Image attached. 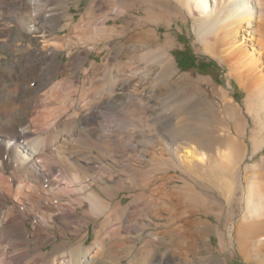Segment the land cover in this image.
<instances>
[{"label":"rangeland","instance_id":"rangeland-1","mask_svg":"<svg viewBox=\"0 0 264 264\" xmlns=\"http://www.w3.org/2000/svg\"><path fill=\"white\" fill-rule=\"evenodd\" d=\"M8 1L11 0L3 1L4 6ZM114 1L39 0L36 7H28L27 0L13 1L16 5L25 4L28 12H34L35 9L39 13L53 12L52 14L61 16L57 20L47 21L37 31H30L23 25L19 27L15 22L12 24L13 18L7 19L4 16L6 14L0 11V17L7 19L4 21L9 24L4 23L7 27L4 29L3 24L0 29V46L5 40L2 44L5 47L10 43L14 44L7 47L10 48L8 51L0 53V111L5 103L7 106L4 110H10L11 104L21 108L22 111L16 117L17 129H27L28 124V129L32 132L30 140L46 141L44 144L50 146L44 153L49 160L46 162L62 166L65 170L64 173L57 171L53 175L49 173L51 169L41 162L45 168L44 175L35 174L31 177L33 180L30 179L28 190L25 189L21 196L22 207H19V202L14 201L13 197L8 203L17 213H24L27 239L31 242L29 252H34V243L40 244L46 254L57 248L61 255L58 263L72 264L63 253L81 244L84 238L87 254L81 264H101L104 261L111 264L120 259L119 264H164V260L171 255L170 252H165L157 245L145 246V241L149 238L157 240L156 234L170 226L171 216L178 218L176 226L184 224L176 213L188 210L187 214L191 215L193 211L203 208L209 215L202 216L201 220L207 218L205 222L212 226V231L204 239L196 240L197 250L188 252L183 257L190 259V264H211L206 257L207 249L219 264H249L239 255L235 238L227 237L228 226L238 222L242 216L243 203L240 190L235 191V199L231 204L224 201L220 189L224 184L221 183V169L212 164V167L206 165L205 169L187 168L181 172L171 166L167 167L171 180H168L166 188L171 191L173 198L167 207H163L161 201L154 202L155 205L152 206L150 199L156 198L154 190L159 181L152 174V164L155 163L150 161L149 165V156H144L153 153L158 161L163 162L173 152V148H168L171 146L169 143L186 140L191 134L189 125L195 123L199 132L197 134L204 141H210L211 145L207 151L198 149V152H203L207 157L212 156L213 163H220L225 162L223 152L231 148L230 153L235 154L233 157H239V160L236 158V167L242 169L241 175L253 176L256 172L264 174V147L254 155L251 151L253 136L258 134L264 137V133L259 134L260 127L254 113L247 111L246 85L233 78L227 63L210 56L202 49L194 32L197 23L178 8L177 0H118L115 6ZM119 4H125V12L118 16L115 7ZM91 12H99L100 17L88 20ZM104 15L106 18L103 20L101 16ZM105 22L109 29L119 32L118 35L114 32L109 38L103 36L98 42L93 40L98 38L96 32L99 30L96 29L103 28ZM158 24L161 25L160 30H157L159 39L153 42L151 35ZM83 30L86 35L89 31L90 34L84 36ZM143 33L145 38L150 37L148 47H142ZM4 35L5 38H2ZM88 36L93 37L92 40V37L89 39L90 42ZM35 47L46 52L55 50L60 67L57 75L41 79L44 84H41L36 93H32L37 80L32 75L29 76V73H24V70L32 68V72L37 64L31 63L32 60L28 57ZM118 53L121 55L117 59ZM165 55L170 57L175 71L170 78L169 73L162 74L165 68L162 57ZM40 68L43 69L44 66H38L37 70ZM4 70L7 71L3 72ZM4 110L2 114L7 113ZM90 110L95 111V118L89 119ZM52 117L57 118L53 120ZM28 118L30 119L27 120ZM39 120L41 122L37 124ZM151 133L156 135L153 137ZM239 133L240 137H237ZM228 135L238 138V144H232L233 141L227 139ZM79 140L81 142L78 143ZM19 144L23 146L22 141ZM133 146L137 147L136 150ZM158 155L165 158L162 160ZM35 163L38 165V162ZM74 172H77V177ZM155 174L160 177L165 173L160 171ZM16 184H12V190L16 188ZM184 187L189 192H185ZM92 191L103 197L105 205L108 203L109 206L97 217L89 210L87 195ZM182 191L186 196L180 194ZM147 195L151 196L149 202L145 200ZM32 196L39 197L42 205L38 207ZM191 199L195 200L192 202ZM119 200L122 206L116 205ZM174 211L175 214L172 213ZM183 226L184 230L186 227ZM16 242L18 243L15 240L9 242L5 255L0 257V263L6 259L9 264H17L19 252L14 250L18 248L15 247ZM122 243L123 249L126 246L129 249L126 254L117 253L119 248H115ZM103 245L105 248L98 254L99 247ZM147 249L149 252L144 253ZM47 262L48 257L44 256L37 263L29 261V264H48ZM173 263L184 264L179 258Z\"/></svg>","mask_w":264,"mask_h":264},{"label":"bare ground","instance_id":"bare-ground-1","mask_svg":"<svg viewBox=\"0 0 264 264\" xmlns=\"http://www.w3.org/2000/svg\"><path fill=\"white\" fill-rule=\"evenodd\" d=\"M3 1L4 0H0V11H2L4 14H6L4 16H6V18L9 20L11 18H13L11 20L12 24H13V22H15L19 27L22 25L25 27L27 26L30 31H34L36 29H41L43 27V25H45L47 23V21L57 20L58 18L61 17L60 15L52 14L53 12L52 13H50V12H44L43 13L41 11L39 13L38 11L36 12L35 9H34V12H30V11L28 12V11H26L27 9L24 7L25 4L16 5L17 3L15 4V2H13L15 0L8 1L9 3L5 2V4H7V5L4 6ZM116 1H118V0L114 1V3H113L114 6H115ZM38 2H39V0H27L26 4L29 5L28 7H30V5L32 7V6L39 4ZM124 6H125V4H124ZM124 6L123 5L121 6L119 4L118 7H115L116 15L119 16L120 14L122 15L125 12ZM177 6L185 14L192 17L194 19V22L197 23V26H196L197 28L195 29L194 32H195L199 42L202 45V49L206 53H208L210 56L217 58L222 62L227 63L233 78L235 77L237 80L241 81L240 82L241 84L246 85L245 91L247 93V96L245 99V101H246L245 105H246L247 111L249 113H254V116L257 119V122H258L259 127H260V130H259L260 132L257 130L259 132V134L264 133V0H177ZM31 10H32V8H31ZM101 17L104 20L106 18V15L101 16ZM69 19H70V17H69ZM87 19L93 21V18H91V17L90 18L88 17ZM4 20L5 19L3 18V16L0 17V29L3 28L2 25L6 21V20L5 21ZM58 22H59V20H58ZM5 24L3 25L4 29H5L6 25H9V24L5 25ZM49 24H50V22H49ZM88 24L89 23H87V25ZM103 26H104L103 28H99V29L97 28L96 29V31L99 30L98 32H96L97 33L96 35L98 36V38L93 39L92 36H88L89 37L88 41L92 37L91 40L93 39V40H96L98 42L99 40L103 39L105 36H108V38H109V36H111V34L114 32H116L118 35L119 32L114 31L113 29H109L106 26V22L103 24ZM97 27H100V26H97ZM14 28H16V27H14ZM160 28H161V25L158 24L157 29L154 30V34L151 35V41L154 42V41H156V39H159V34L157 33V30H160ZM4 29H3V32H4ZM7 29L9 30L10 28L8 27ZM87 29H89V28H87ZM77 31H79L78 28H77ZM10 32H12V31H10ZM81 33H82V31H81ZM85 33L86 32L84 31L83 32L84 36L86 35ZM9 34H8V37H9ZM89 34H90V31H89ZM89 34H87V35H89ZM91 34H93V29H92ZM16 36L17 35H15V37ZM142 37H143L142 38V47H145V46L148 47L147 45L150 43V37H149V39H148V37L145 38V34ZM2 38H5V35ZM85 38H87V37H84V39ZM108 38L106 37L107 40H108ZM3 41H4V39H2V42ZM72 41H73V39H72ZM4 42L2 44H4ZM74 43H75V41H74ZM82 43H83V41H82ZM2 44L0 46V53L4 52V51H8L10 48H7V47L12 45V43H10L9 46L7 45L5 47ZM5 44H7V43H5ZM8 44H9V42H8ZM92 44H93V42H92ZM159 53H161V52L159 51ZM24 54H26V53H24ZM156 54H158V53H156ZM120 55L121 54H119V53L117 54V59L119 58ZM166 55H167V52H166ZM166 55L164 57L161 56L163 58V60H165V68L163 69L164 71L162 72V74L166 75L169 73V78H170L172 75H174L175 71L172 67V63H171L172 61H171L170 57H168ZM28 57L30 60H32L31 63H33V62L37 63L34 66L35 68H33L32 72H30L31 71L30 69H32V68H30L29 71L24 70V73L25 72L29 73L28 74L29 76L32 75V77H34V79L36 78V80H37L36 84L37 85L35 87H33V91H32V93L33 92L36 93L38 88L43 83V81H41V79L48 78L51 75H57L59 73L60 62H59V60L56 59V51L55 50H52L50 52H46V51H40V49H37L36 47L31 52V54L28 55ZM26 59H24V60H26ZM0 63H1V61H0ZM48 63H50V64H48ZM38 66H44V68L43 69L40 68V70L38 71L37 70ZM6 71L4 70L3 72H6ZM145 71H146V69H145ZM0 74H1V72H0ZM1 78H2V76H1ZM166 78H168V77H166ZM3 79H5V78H3ZM140 83H141V81H140ZM27 87H29V86H27ZM169 87H171V86H169ZM15 90H17V89H15ZM28 91L29 90H27V92ZM0 92H2V91H0ZM140 93H142V91H140ZM35 95H37V94H35ZM3 96H4V94H3ZM32 97L34 98L33 95H32ZM35 98H38V97H35ZM25 103H27V102H25ZM5 106H7L6 103L4 105V108H5ZM11 106L12 107H10V110L5 109L7 113L2 114V111L4 110V108H3V110L0 111V257L5 255L4 253H5L6 249H8V247H9V242L12 240H15V241H18V243L16 242L17 244L15 246L18 248L14 249V250H16L17 253L19 252L17 264H29V261H35L37 263L44 256L48 257V262H47L48 264H50L51 262H55V261L57 262V264H59L58 259H60L59 256L61 257V255H60V252L57 251V248H55L50 254L49 253L46 254L43 251V248H42V246H40V244L34 243V252L33 253L29 252L31 242L27 239L28 234H27V230H26V223H25L26 219L24 218V213H22V212L17 213L15 208L10 207L8 205V203H9L10 199L13 197V198H15L14 201L17 200V202H19L18 203L20 205L19 207H22L21 196H22L24 190L25 189L28 190L27 188L30 186L31 180H33V179H31V177H33V175H35V174H38V176L44 175V173H43L44 172V170H43L44 166L49 167V169H51V171L49 170L50 171L49 173L53 174V175L55 173H57V171L58 172L63 171V173H64L65 170L62 169V166H59V165L53 166V165L49 164V162H46L49 160H48L47 155L44 153L47 152V149H49L50 146L48 147L47 145L44 144V143H46V141L40 142L36 139L30 140V137L32 136V132L28 129V127H29L28 124H27L28 130L27 129L20 130L22 127L20 129H17L16 119H18V118H16V117H17L18 113L20 112L21 108H16L17 106L13 107V104H11ZM27 106L28 105H26V107ZM73 111H74V109H73ZM35 112L33 114H36ZM90 112H91V110H90ZM112 112H114V111H112ZM26 114H28V113H26ZM33 114H32V117H33ZM37 114H39V112H37ZM58 115H60V114H58ZM91 117L92 118L96 117L95 111L91 112V114L89 115V119ZM56 118L52 117L51 119L55 120ZM29 119L30 118H28L27 120H29ZM20 121H19V123H21ZM46 121H49V120H46ZM50 121H52V120H50ZM40 122L41 121L39 120V123H37V124H40ZM59 122H61V121H59ZM130 123H131V121H130ZM143 123H144V121H143ZM29 124H31V123H29ZM132 124H133V121H132ZM53 125L51 127L54 128ZM196 126H197V124H195V123H193V125L192 124L189 125V129L191 131V134L188 135L186 140H184L182 142H180L181 140L177 141L180 143H177L174 141L172 142L170 140L171 142L169 144L171 146H169V147L167 146V147L169 149L173 148V152L171 154H168L169 156L166 159H164L165 157L163 158L162 155H158V156H160L161 159L162 158L164 159V160L162 159L163 162L158 161L156 159L155 154L147 153V151H146L147 154H144V156L145 155L149 156V159H148L149 165H150V161L152 163H155V164H152L154 167H153V170L152 169L151 170H152V174L154 173V175H153L154 179L158 180L159 182H158L157 186L155 185V187H156V188L154 187L155 190L153 188L156 198L153 197L154 198V200H153V199L149 198L150 195H147L145 200H148V202H149V199H150L152 201V204H151L152 206H153L154 202H158V201L162 202L163 207L168 206V202L170 201L171 198H173L171 191L166 188V184L168 183V180L169 179L171 180L170 176L168 175L169 170L167 169V167H169V166H171L172 168H174L176 170L179 169L180 172H181V170H186L187 168H189L190 170L191 169L192 170L193 169H195V170L196 169H205L206 165H208V164H209V167L214 166L216 168L217 167L220 168L221 169L220 175L222 176V179H223V182L221 181V183H224L223 186L220 187V189L223 193L222 195L224 196L223 197L224 201L226 203L231 204L235 199V191L240 190L242 193V195H241V201L243 203V207H242L243 209L241 211L242 216H241L240 220H238V222L231 224L230 227L228 226L229 230L227 233V237L229 238L231 236V238L232 237L235 238V240L237 241V251H238L239 255L241 256V258L246 263L264 264V174L259 173V172H256V173L253 172L254 173L253 176L241 175L240 170H242V169H240V167H236V165H237L236 162H237V159L239 157H238V155H236V157H233V155H235V154L234 153H233V155L231 154L232 153V151L230 150L231 148L229 150H226L225 152H223L224 150H222L224 158H225V162H220V163L214 162L213 163L212 156L207 157L206 154H204L203 152H198V149L207 151L211 145H210V141H209V143L207 141H204L197 134L199 132H198ZM18 127H20V125ZM30 128H31V126H30ZM34 128H36V126H34ZM31 130H33V129L31 128ZM240 133H241V131H240ZM240 133L238 134L237 137H240ZM39 134L40 133H38V135ZM151 135H152V133H151ZM242 135L244 136L245 134L243 133ZM256 135H254L253 139H252V145H251L252 155L256 154L262 147H264V137L263 136L260 137V135H258V134H256ZM80 137H81V135H80ZM44 139H45V137H44ZM227 139L229 141L230 140L233 141L232 144H238V142H239L238 138H234L231 135H228ZM42 140H43V138H42ZM21 141L23 143V146H21L22 144L21 145L19 144V142H21ZM79 142H81V141L79 140L78 143ZM149 143L151 145V142H149ZM87 144H88V142H87ZM81 145H83V144H81ZM81 145H79V146H81ZM144 147H146V146H144ZM77 148H78V145H77ZM133 148H134V150H136L137 147L133 146ZM80 149H82V147H80ZM243 150H244V148H243ZM144 153H145V151H144ZM223 155H221V156H223ZM64 157H65V155L63 156V158ZM55 158H57V157H55ZM49 159H50V156H49ZM35 162H38V165H36ZM41 162L45 165L43 166V164ZM67 162H69V161H67ZM51 163H52V161H51ZM60 163H61V161H60ZM157 163L159 166L158 165L156 166ZM62 164L63 163H61V165ZM64 164L69 166V164L68 163L66 164V162H64ZM210 164H212V166ZM65 165H64V167H65ZM70 168H69V170H70ZM244 169L246 170V168H244ZM160 171L164 172L165 174L160 176V177H157V174H155V173L160 172ZM149 173H150V170H149ZM242 173H243V171H242ZM74 174H75V172H74ZM76 174H77V172H76ZM76 174H75V176H76ZM219 178H220V176H219ZM35 179H36V177H35ZM156 180H155V182L157 183ZM14 182L17 183L16 184L17 186L14 185L16 188H14V190H12L13 189L12 184ZM146 190H149V189H146ZM185 190H186L185 192H187V191L189 192V190L187 188H185ZM113 192H111V193H113ZM151 193L149 192V194H151ZM145 194L146 193L144 192V196H145ZM180 194L184 195L183 191ZM187 195H189V194H187ZM87 196H88L87 199L89 202V210L96 217L99 214L101 215V213L104 211V208L107 209V207H109V206H107L108 203H107V205H105L106 202L104 203L103 197H101L95 191L90 192L89 195H87ZM184 196H186V195H184ZM32 197L36 199L35 204H37L38 207L40 205H42V202H41L39 197H37V196L36 197L32 196ZM187 199H189V198H187ZM187 199H185V200L187 201ZM191 200L193 202V200H195V199H191ZM192 202H190V203H192ZM158 203H156V205ZM116 205L122 206L121 200L117 201ZM191 206H192V204H191ZM187 211L181 212V213H176L177 216L182 218V220L184 221V224H182V225H184L183 227H186V228H184V230L181 227L182 225H180L181 223L179 224L180 226H176L178 218L171 216L170 220H169L170 226H166L163 230H161L160 232H158L156 234V236H158L157 240L146 238L147 240L145 241V246H151V245L156 246L157 245L159 248H163L165 250V252L166 251L170 252L169 254H171V255L169 256V258L164 260V264H174L173 262L176 260V258H179L181 260V262H183L184 264H190V261H189L190 259L188 260V259L184 258L183 256L188 252H192V251L197 250L196 243H195L196 240L204 239V237L206 235H209L212 231V228H211L212 226H210L207 222H205L207 220V218L204 221L201 220L202 216L208 217L209 212H207L203 208H200L197 212L193 211V213L191 215H188ZM39 212H41V210ZM157 212H158V209L156 210V213ZM172 213L175 214V211ZM160 214L161 213H159V215ZM40 226H42V223L40 224ZM86 230H87V232H86V236H87L88 235L87 225H86ZM219 234L222 235V232H219ZM163 240H166V241L163 242ZM187 240H188V243H185ZM85 244H86L85 239L83 238L81 244H79L75 248H72V249L66 251L63 254L67 258H69V261H71L72 264H81L82 259L87 254V250L84 249ZM103 248H105V245L99 247L98 254L101 252V250ZM115 248H117V249L119 248L117 253L120 252V254H122V253L126 254L129 250L127 248V246H126V248L123 249V243H122V245H118ZM131 249H132V247H131ZM64 250H65V248H64ZM143 252L148 253L149 249H147ZM205 252L207 255L206 257L210 259L211 264H219L218 261L210 253L209 250L205 249ZM102 254H103V252H102ZM0 260H1V258H0ZM5 260L1 261L0 264H9L8 260L7 261H5ZM104 260H105V258H104ZM120 262H121V259H120V261L114 262L111 264H119ZM101 264H107V263H106V261H104ZM141 264H146V262H143Z\"/></svg>","mask_w":264,"mask_h":264},{"label":"crops","instance_id":"crops-1","mask_svg":"<svg viewBox=\"0 0 264 264\" xmlns=\"http://www.w3.org/2000/svg\"><path fill=\"white\" fill-rule=\"evenodd\" d=\"M95 13V14H94ZM91 12V14L89 15V18L91 17V18H99L100 17V13L99 12ZM102 14V13H101Z\"/></svg>","mask_w":264,"mask_h":264}]
</instances>
